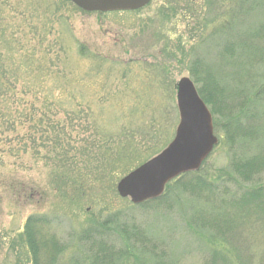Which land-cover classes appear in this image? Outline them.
<instances>
[{
  "label": "rangeland",
  "instance_id": "1",
  "mask_svg": "<svg viewBox=\"0 0 264 264\" xmlns=\"http://www.w3.org/2000/svg\"><path fill=\"white\" fill-rule=\"evenodd\" d=\"M257 1L152 0L102 13L0 0V264H27L29 218L54 264H89L95 241L108 264H264ZM196 56L217 77L201 86L219 141L197 172L134 205L117 184L174 138L177 82L194 78ZM94 227L107 229L82 237Z\"/></svg>",
  "mask_w": 264,
  "mask_h": 264
},
{
  "label": "water",
  "instance_id": "2",
  "mask_svg": "<svg viewBox=\"0 0 264 264\" xmlns=\"http://www.w3.org/2000/svg\"><path fill=\"white\" fill-rule=\"evenodd\" d=\"M87 11L137 10L151 0H71ZM180 121L173 140L159 154L144 162L117 184L121 197L141 204L160 197L168 182L183 173L197 171L218 142L212 113L194 81L184 76L177 82Z\"/></svg>",
  "mask_w": 264,
  "mask_h": 264
},
{
  "label": "trees",
  "instance_id": "3",
  "mask_svg": "<svg viewBox=\"0 0 264 264\" xmlns=\"http://www.w3.org/2000/svg\"><path fill=\"white\" fill-rule=\"evenodd\" d=\"M264 1V0H263ZM255 3H257L258 1L257 0H254ZM227 26H229V24H227ZM262 30H259L258 32H261ZM232 34H235V36L240 39V34H239V31L237 30H232ZM248 43H251V41H249ZM224 50H225V53L226 55L230 56L231 55V47H224ZM194 62L197 64V66H199V68L195 71H193L192 75H193V79L195 81V83L198 85V90H199V93L200 95L202 96V98L208 103L209 100L213 101V97L211 95V93H209V91H207V89H205V86H201V85H209V87H211L212 85L213 86H217L218 85V82L215 80V78H217L215 76L214 73H212L211 71H207L205 69V61L200 57V56H196L195 59H194ZM1 70V69H0ZM202 71V74H200ZM3 73L4 70H2ZM1 74V72H0ZM6 74V73H5ZM220 84V83H219ZM200 85V86H199ZM6 92L4 90H2L0 88V96L1 95H5ZM9 122H11V124H13V128H15V119L14 120H10V119H7ZM12 128V127H11ZM240 166L237 165L235 168L237 170H239L242 175H244L246 178L249 177V175L247 174L248 172H246L245 170H242V168H239ZM246 168H248L246 166ZM192 173H186V174H183L181 175L180 177L176 178V179H180L181 177L183 176H187V175H190ZM175 179V180H176ZM157 200V199H155ZM155 200H150V201H147L141 205H146L152 201H155ZM36 222V218H29L28 219V224L26 226V229H25V237H24V243H25V258L27 260V264H54V254H52V256H48L44 259L41 258L40 256V248L41 246L38 244V242L36 241L37 238L35 237V234H34V224ZM41 223H45V221H41ZM107 229V227H99V228H92L90 229L88 232L85 231L84 235L82 236L83 238L85 236L87 237H91L93 238L95 236L96 233L98 232H105ZM87 232V233H86ZM132 234L133 232L131 233H128V236L129 237H132ZM23 235V236H24ZM95 239V238H94ZM92 239V241L94 240ZM92 246L95 247L93 253H94V259H92L90 261L89 264H108V258L112 257L111 253L109 252L108 249H104V246L102 247V243H100V246L98 244H96V241L94 243H92ZM114 255V254H113ZM77 262V261H76ZM88 262V261H87ZM75 264H78V263H75Z\"/></svg>",
  "mask_w": 264,
  "mask_h": 264
}]
</instances>
